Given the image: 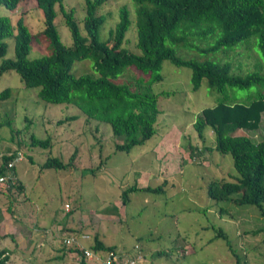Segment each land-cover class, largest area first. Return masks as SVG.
<instances>
[{
  "label": "rangeland",
  "instance_id": "374dc122",
  "mask_svg": "<svg viewBox=\"0 0 264 264\" xmlns=\"http://www.w3.org/2000/svg\"><path fill=\"white\" fill-rule=\"evenodd\" d=\"M63 5L74 10L82 26L84 0H63ZM122 5L128 7L131 17L123 46L138 53L131 0H110L102 7L107 23L101 37L106 38L118 21ZM55 8L58 11V6ZM21 12L33 33L44 28L43 14L33 0L24 1L15 10L0 4V14L13 22ZM54 23L63 44L70 46V32L59 11ZM6 41L12 57V40ZM174 49L184 59L231 61L234 74H264V62L252 41L226 56L223 48L209 54L196 48ZM46 54V44L32 42L29 58ZM159 72L161 79L151 85L159 95L155 133L129 152L115 148L122 139L112 134L109 124L87 118L77 105L43 101L38 88H26L15 71L0 76V91L11 89L8 98L0 99V157L9 151L19 154L14 163L15 184L8 187L0 183L3 264H82V257L70 251L76 244H65V237L76 239L82 249L91 251L92 257L84 259L85 264H106L110 253L90 247L94 234L105 245L115 247L117 264L127 260H134V264H237L235 254L241 264H264L262 232L254 233L264 226L261 210L230 201L214 203L207 193L211 180H234L238 175L231 155L215 150L212 129L206 127L199 138L193 127L202 110L213 107L225 95L210 88L206 79L193 90L191 69L169 60H163ZM73 73L96 75L89 60L76 61ZM149 75L128 67L114 82L136 89L135 81L147 83ZM256 91V86L228 87L226 98L243 104ZM263 128L264 114L256 130L240 129L235 134L258 141ZM32 134L49 138L51 146L31 144ZM192 146L197 149L192 150ZM73 153L72 165L43 167L52 157L70 163ZM158 185L162 189H144ZM133 186L138 189L128 191ZM219 229L230 242L217 236ZM81 235L88 238L81 239Z\"/></svg>",
  "mask_w": 264,
  "mask_h": 264
},
{
  "label": "trees",
  "instance_id": "16d2710c",
  "mask_svg": "<svg viewBox=\"0 0 264 264\" xmlns=\"http://www.w3.org/2000/svg\"><path fill=\"white\" fill-rule=\"evenodd\" d=\"M24 1L0 0V4L15 10ZM33 1L44 18V28L36 33L29 29L24 12L18 15L15 22L9 16L0 14V76L7 71H15L26 88H38L37 94L43 101L77 105L87 118L109 124L112 134L122 139L115 144V148L129 152L155 133L160 113L159 95L151 90V85L162 77L159 70L163 60L190 68L193 90H197L202 80L206 79L210 88L225 95L213 107L203 109L193 127L199 138L203 137L206 127L212 129L215 150L231 155L238 174L234 180H211L207 186L208 196L214 203L230 201L237 205H254L264 215V128L263 137L258 141L247 135L235 134L240 129L254 131L259 127L264 114V74H234L231 72L234 66L231 61L184 59L177 56L174 49L196 48L203 54H209L223 48L222 55L226 56L240 45L252 41L264 62V0H131L136 18L138 53L123 46L131 25L126 5L119 7L118 21L104 38L101 32L107 17L100 10L110 0H84L82 26L76 21L74 10L65 8L63 0ZM56 6L69 29L70 46L63 44L54 23L58 12ZM7 39L12 40V57L8 56ZM34 41L46 44L48 54L29 58ZM82 60L92 62L96 75L73 73L74 63ZM128 67L151 73L150 79L147 83L142 79L136 80V89L114 82ZM252 86H256L257 91L246 103L226 98L228 87ZM10 93L9 87L4 88L0 91V99L8 98ZM30 143L51 146L49 138L39 139L34 134ZM15 157L17 152L11 151L3 152L0 157V178L3 177L0 183H6L8 187L13 186L17 179L15 162L8 167ZM74 158L75 153L71 155L70 163H64L57 157L48 158L43 167H66L72 165ZM134 189L138 188L133 186L127 190ZM144 189L157 191L162 189V185ZM127 190L122 194L123 204ZM259 231L264 244V226L254 233ZM217 236L230 242L221 229ZM90 247L93 251H106L112 255L116 252L114 246L105 245L97 234H94ZM70 251L77 252L82 257L81 263L85 264L82 250L76 246ZM235 256L236 263L241 264L240 256ZM5 260L6 257L1 258L0 255V264Z\"/></svg>",
  "mask_w": 264,
  "mask_h": 264
},
{
  "label": "built area",
  "instance_id": "2783aa9c",
  "mask_svg": "<svg viewBox=\"0 0 264 264\" xmlns=\"http://www.w3.org/2000/svg\"><path fill=\"white\" fill-rule=\"evenodd\" d=\"M18 155H19V154H18ZM18 155H17V157H15V158L13 159L12 162H9V163H8V167H10L15 161H17V159L19 158ZM2 179H3V177L0 178V182L2 181ZM67 208H68V204H66V210H67ZM80 238H81V239H86V238H88V235H81ZM73 242L76 244L77 248H80V249L83 251V254H84V256H85L86 258H91V257H92V253H91V251H89V250H87V249H82V248L80 247V243H79L76 239L65 237V240H64V243H65V244L68 245V244H71V243H73ZM116 260H117V257H116L115 255H112V254L110 253L109 256L106 258V261H105V262H106V264H110V263H112V261H116ZM134 263H135L134 260H127L124 264H134Z\"/></svg>",
  "mask_w": 264,
  "mask_h": 264
}]
</instances>
